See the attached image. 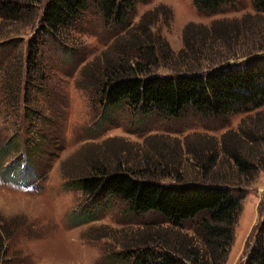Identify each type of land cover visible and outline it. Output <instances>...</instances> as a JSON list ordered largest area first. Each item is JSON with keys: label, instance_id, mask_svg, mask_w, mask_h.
I'll list each match as a JSON object with an SVG mask.
<instances>
[{"label": "rangeland", "instance_id": "rangeland-1", "mask_svg": "<svg viewBox=\"0 0 264 264\" xmlns=\"http://www.w3.org/2000/svg\"><path fill=\"white\" fill-rule=\"evenodd\" d=\"M143 1L124 32L105 28L91 9L70 34L73 57L49 45L41 66L40 58L31 62L27 44L39 24L34 15L41 4H32L33 14L24 9L22 18H0V43L21 39L15 49L0 48V149L12 137L21 144L26 126L34 123L31 132L41 151L37 169L43 175L26 183L21 173L6 169L18 155L15 150L0 162V252L5 254L0 264H131L121 254L143 239H189L196 221L183 223L180 231L156 213L134 215L125 202L113 199L101 201L95 220L73 224L75 216L97 204L73 186L95 168L131 171L163 185L181 181L230 187L241 211L224 264L246 261L264 220V105L224 117L187 111L174 119L143 118L125 105L107 114L98 85L107 65L119 62L127 69L123 61L134 65L136 58L147 75L174 76L264 55V13L251 0H235L213 15L197 12L192 0ZM215 21L233 28L231 34H213ZM187 25L191 28L185 32ZM26 69L32 84L46 87L26 97L33 101L34 117L19 99ZM40 115L49 122L40 121Z\"/></svg>", "mask_w": 264, "mask_h": 264}, {"label": "trees", "instance_id": "trees-1", "mask_svg": "<svg viewBox=\"0 0 264 264\" xmlns=\"http://www.w3.org/2000/svg\"><path fill=\"white\" fill-rule=\"evenodd\" d=\"M0 1L2 22L5 21L4 18H20L24 9L33 14L32 4L35 2L41 4L40 13L34 15V20L38 19L39 24L27 43L32 57L31 62L36 63V59L40 58V66L45 62L43 56L49 50V45L56 44L64 53L73 57L75 53L72 52L75 49L69 42L70 34L91 9H96L105 28L113 32H124L136 4L144 2L143 0ZM251 2L258 12L264 13V0H251ZM234 3L235 0H192L197 12L207 15L221 12L224 7ZM221 24L220 21L213 22L211 32L229 36L233 28ZM190 28L191 25H187L185 32ZM234 30L239 31L238 28ZM11 39L2 40L0 48L4 50L10 45L9 48L15 49L21 39ZM135 42L137 41L131 44ZM140 42L139 40L137 44L139 45ZM24 52H21V61L27 68L28 59ZM259 54H251L240 61L226 60L204 72L189 71L174 76L147 75L148 72L142 69L137 58L134 65H126V61H123L127 69L119 62L110 67L107 65L101 74L104 77L103 81L98 85L99 103L104 113L110 114L109 111L112 112L113 109L125 105L143 118L159 115L174 119L187 111L200 117H224L229 113L258 109L264 105V55ZM28 73L26 69L25 75L20 77L19 90L22 94L19 95V99L21 98V104L27 115L34 117L36 111L30 108L33 101L30 103L26 97L31 95L32 89L42 92L46 87L43 86V82L32 84ZM43 75L44 72L40 74L41 77ZM34 80L36 81L35 78ZM30 84L33 86L30 87ZM40 116V121L49 122L46 117ZM33 124L26 126L27 136L21 144L12 137L0 149V162L10 152L15 150L18 153L6 169L10 168L21 173L26 183L43 177L37 169L39 163L37 157L41 151L38 148L40 143L33 138L31 132V129L35 128ZM232 158L237 165L245 168L246 163L237 155H232ZM211 162H214V158L210 159ZM20 167H22L21 171ZM3 174L6 175L4 171ZM73 186L97 203L86 215L79 213L75 216L73 220L75 225L95 220L96 213L99 209H103L101 201L106 204L112 199L125 202L134 215L156 213L167 224L180 231L183 223L196 221V226L186 241L167 238L171 242L168 240L161 242L149 237L138 242L133 246L134 248H127L121 256L131 264H224L226 262L235 223L241 211L240 200L230 187L221 184H187L181 181L163 185L156 180L143 177L142 174L122 170L107 172L101 168L93 169L92 173L76 180ZM199 217L201 219H198ZM186 236L182 238L186 239ZM2 246L0 240V250ZM4 255V252L2 255L0 252V259ZM243 264H264V220L256 234L255 244Z\"/></svg>", "mask_w": 264, "mask_h": 264}]
</instances>
